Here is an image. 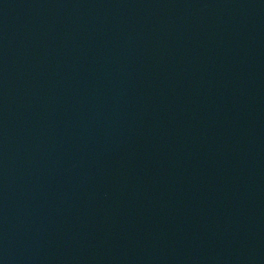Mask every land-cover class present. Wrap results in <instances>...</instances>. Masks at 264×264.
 Here are the masks:
<instances>
[{
  "label": "water",
  "instance_id": "water-1",
  "mask_svg": "<svg viewBox=\"0 0 264 264\" xmlns=\"http://www.w3.org/2000/svg\"><path fill=\"white\" fill-rule=\"evenodd\" d=\"M0 264H264V0H0Z\"/></svg>",
  "mask_w": 264,
  "mask_h": 264
}]
</instances>
